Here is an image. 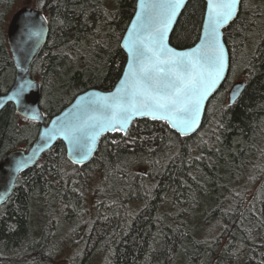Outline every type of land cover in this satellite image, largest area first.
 Wrapping results in <instances>:
<instances>
[{
    "label": "trees",
    "instance_id": "16d2710c",
    "mask_svg": "<svg viewBox=\"0 0 264 264\" xmlns=\"http://www.w3.org/2000/svg\"><path fill=\"white\" fill-rule=\"evenodd\" d=\"M20 1L0 0V93L15 81L6 30ZM25 2L50 28L31 71L46 123L78 95L116 86L137 0ZM206 8L204 0L189 1L173 46L199 41ZM224 39L229 76L196 135L182 138L164 122L136 121L126 135L104 136L85 166L73 165L60 141L21 174L0 206V264H56L64 246L76 249L70 264H264V0H242ZM240 78L245 91L230 104L228 93ZM40 128L9 104L0 113V162L13 150H29ZM247 173L255 188L238 193ZM97 177L92 220L83 207ZM209 226L219 230L206 236Z\"/></svg>",
    "mask_w": 264,
    "mask_h": 264
},
{
    "label": "water",
    "instance_id": "95a60500",
    "mask_svg": "<svg viewBox=\"0 0 264 264\" xmlns=\"http://www.w3.org/2000/svg\"><path fill=\"white\" fill-rule=\"evenodd\" d=\"M190 0H185L184 5L177 10L173 23L169 26L165 43L168 47L178 52H190L192 49L202 45L205 34L208 31V0L202 34L199 41L192 47L179 49L172 45L171 38L175 27ZM166 0H137L136 12L122 39V49L127 54L125 70L116 86L108 91L90 89L80 95L59 114L54 116L48 123L41 109V86L40 82L31 76L33 65L40 56L49 38V24L39 10L33 7H23L13 14L7 30V40L16 66L15 81L12 87L5 93H0V113L9 105L16 107L17 113L26 120L40 124V132L37 139L29 150L17 149L7 153L0 162V206L6 204L15 192L18 180L22 173L37 166L44 154L51 150L58 142L66 145L68 160L75 166H85L95 157L101 139L106 135H126L136 121L150 120L166 123L171 130L182 138H190L196 135L202 128L207 107L225 84L230 72V54L225 43V31L237 19L242 0L237 4L236 11L230 20L219 28L220 44L224 50L225 69L222 79L215 88L209 91L200 105V113L196 123L190 129L185 130L184 125L179 123L175 117L172 119L177 123L173 127L168 118L161 119L159 116L153 118L151 114H134L127 124H116L112 127L108 121L115 123L117 114L109 110L106 105L111 103V97L121 87L122 81L126 79L132 57L129 46L136 40L135 32H141L140 39L148 43V38L153 34L162 12L160 7ZM141 5H144L142 8ZM239 89V94L233 89ZM246 88L245 81L235 82L229 93L230 104H235L242 96ZM75 138V139H74ZM79 141L81 155H77L75 147ZM56 264H70L69 262H58Z\"/></svg>",
    "mask_w": 264,
    "mask_h": 264
},
{
    "label": "snow or ice",
    "instance_id": "6c2138e0",
    "mask_svg": "<svg viewBox=\"0 0 264 264\" xmlns=\"http://www.w3.org/2000/svg\"><path fill=\"white\" fill-rule=\"evenodd\" d=\"M239 2L208 0V31L202 45L190 52H178L168 47L165 38L185 0H166L160 6L162 12L148 43L139 38L141 32L133 33L137 38L129 46V72L106 105L117 118L115 123H107L112 127L126 125L134 114H151L153 118H168L173 127L178 126L173 117L185 130L193 127L204 98L222 79L225 56L218 30L232 18ZM233 91L239 94L238 88ZM75 147L77 155H81L78 140Z\"/></svg>",
    "mask_w": 264,
    "mask_h": 264
},
{
    "label": "rangeland",
    "instance_id": "374dc122",
    "mask_svg": "<svg viewBox=\"0 0 264 264\" xmlns=\"http://www.w3.org/2000/svg\"><path fill=\"white\" fill-rule=\"evenodd\" d=\"M26 4L25 0L20 1L15 9H20L21 7H23ZM10 23V21H9ZM8 26L7 25V30H8ZM6 30V32H7ZM241 80L238 79V81ZM228 97V96H227ZM255 176H251L250 173L245 174V179L243 180V182L241 184H239V186L237 187L238 193H241V191H245V190H249L252 185H255L252 182V179H254ZM250 179V185L248 184V180ZM100 179L94 178L88 186V189L86 191V195H85V205L83 207V216L88 218V219H94L96 216V212H97V208L99 207V199L97 197V192L99 190L98 185L100 184ZM102 185V184H101ZM103 189L106 191H110L111 190V184L109 185L108 183L103 184ZM242 187V188H241ZM255 187L253 186V189ZM234 190H236L235 188H233ZM252 189V188H251ZM252 189V190H253ZM248 198H250V195H247ZM217 228H213L212 226H209L205 231H204V235L209 236V235H213L215 233H217ZM214 231V233L212 234V232ZM76 253V249L75 248H69L67 246H64L62 251H61V260H63L64 262H69L70 263V259L74 256V254ZM58 261H60V259H58ZM90 264H101V261L99 259H94L90 262Z\"/></svg>",
    "mask_w": 264,
    "mask_h": 264
}]
</instances>
